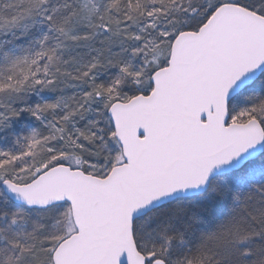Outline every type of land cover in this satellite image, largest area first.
<instances>
[{"label":"snow or ice","instance_id":"1","mask_svg":"<svg viewBox=\"0 0 264 264\" xmlns=\"http://www.w3.org/2000/svg\"><path fill=\"white\" fill-rule=\"evenodd\" d=\"M0 264H264V0H0Z\"/></svg>","mask_w":264,"mask_h":264}]
</instances>
